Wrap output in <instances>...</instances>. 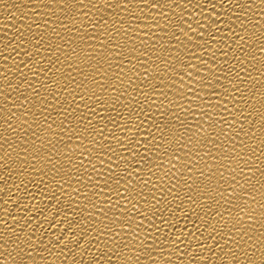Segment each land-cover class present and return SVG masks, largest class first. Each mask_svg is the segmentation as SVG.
<instances>
[{"label":"bare ground","instance_id":"bare-ground-1","mask_svg":"<svg viewBox=\"0 0 264 264\" xmlns=\"http://www.w3.org/2000/svg\"><path fill=\"white\" fill-rule=\"evenodd\" d=\"M0 264H264V0H0Z\"/></svg>","mask_w":264,"mask_h":264}]
</instances>
